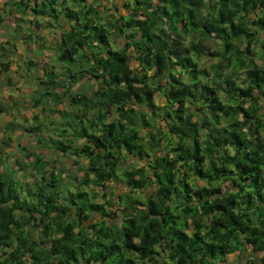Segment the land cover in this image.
<instances>
[{
  "label": "trees",
  "instance_id": "1",
  "mask_svg": "<svg viewBox=\"0 0 264 264\" xmlns=\"http://www.w3.org/2000/svg\"><path fill=\"white\" fill-rule=\"evenodd\" d=\"M7 20L59 29L68 66L36 76L32 105L61 114L69 96L72 131L51 142L83 175L67 186L22 144L8 168L0 149V264H264V0H7ZM8 43L0 76L26 80L36 62Z\"/></svg>",
  "mask_w": 264,
  "mask_h": 264
},
{
  "label": "rangeland",
  "instance_id": "2",
  "mask_svg": "<svg viewBox=\"0 0 264 264\" xmlns=\"http://www.w3.org/2000/svg\"><path fill=\"white\" fill-rule=\"evenodd\" d=\"M60 18L64 17L61 16ZM6 25L7 24L2 26V30H5L4 32L7 33V36H9V34L12 32L9 30L10 27ZM23 31L27 33L26 28H23ZM1 37L2 36L0 35V38ZM33 37L35 38V36ZM209 43L213 49L219 48L217 40H211ZM17 44L20 46L21 42ZM119 44H123V38H119ZM12 49H14V45L12 46ZM56 63H59L62 66H68L67 63L59 62L57 59H54V64H46L44 67H40V69L33 67L27 68L25 71L28 73L29 77L26 80L19 75V72L16 73L13 71L2 73L0 76V103L10 111V113H0V130L6 131L5 137L3 138L4 142L0 144V149L10 157L8 168L14 165L17 158L25 161L23 166L28 163V160H25L24 158V150L23 148L19 147V144H22L31 150H35L36 152L42 153L44 158L48 159L52 165H55L58 169L64 170L66 178L64 183H67V186H70L74 183L76 176L81 177L83 172L79 171L77 166L71 164V159H69V157L60 154V152H55L53 148L54 146H52L51 142L52 138H62L60 137L62 127L60 130L58 127L59 123L69 125L68 129L70 130V133L72 131L70 122L73 120L74 110L68 104L69 96L63 95L64 91L62 89L58 90L61 99L66 102L65 104H59L58 106L59 109L62 108V110H64L61 114H55L51 109H49L48 105L51 100L43 102L41 105H32L35 97L39 95V92H44L43 87L38 85L39 83L35 81L37 78L36 76L39 74L44 75V72L49 69H53L52 66ZM206 63L207 65L211 64V62ZM22 68L24 69V65H22ZM31 72L33 73V76H31ZM37 80L40 82L39 78H37ZM12 85H14V88ZM93 88L94 86L89 81H87L85 84L80 83L78 87L76 86L75 91L77 92L81 90L87 94H91L93 92ZM156 99L158 103L163 104L165 102L164 98H161L159 95L156 96ZM43 105L45 106L46 110L41 107ZM35 111H37L39 114L38 118L34 117ZM14 116L16 124H12ZM92 116L93 113L91 112L89 117L91 118ZM33 123L42 124V129L37 132H30L24 129L25 126L30 127ZM160 124L163 125L164 123L161 122ZM9 136L12 137V141L8 139ZM140 164L141 161L138 160L129 163V165L132 166H139ZM18 171L19 176L22 179H25L26 174L24 170L18 169ZM200 184L203 183L201 182ZM111 185L114 187H111V189L116 192L117 195L128 191V188L125 186L124 182L117 181L113 182ZM140 192L144 195H148L154 192V187H148L144 191ZM244 255L245 256L241 258L238 253H234L229 256L228 262L233 264L244 262L245 259L249 256H252L253 253H251L249 250H246Z\"/></svg>",
  "mask_w": 264,
  "mask_h": 264
},
{
  "label": "crops",
  "instance_id": "3",
  "mask_svg": "<svg viewBox=\"0 0 264 264\" xmlns=\"http://www.w3.org/2000/svg\"><path fill=\"white\" fill-rule=\"evenodd\" d=\"M6 1L7 0H0V6H3V4L6 3ZM7 8H9V6H7ZM17 21L7 20L0 23V35L2 36L0 38V51L6 53L7 55L13 56L12 52L14 51V49H12V44L8 42L9 41L15 42L16 45H18L17 43L21 42V45L19 47H16L17 53H19V55H17L18 59L19 58L25 59V57H28V59L34 60V62L36 63L32 67L36 69H40V67H44L46 64L49 65L54 64V59H56V50L54 49V47L56 46L57 43V37L59 31L58 27L57 26L40 27L37 25V23H34L33 25H30L28 27L27 25L24 26V24L20 25V22ZM60 21H61L60 25L61 23L66 22L65 18H62ZM5 24H7L6 26L10 27L9 30H11L10 32H12L9 34V36H7V33L4 32L5 30H2V26H4ZM23 28H26L27 35L32 33L33 34L32 37H28L24 33ZM33 36H35V38ZM25 37H27L28 39H26ZM52 67L59 73H61L64 70V66H62L59 63H56ZM9 71L18 73L14 68H11ZM9 71H5L4 73ZM31 76H33V73L31 74ZM62 80L65 81L66 78L62 77ZM87 81L88 80L78 81V83H76L74 86V92H76L75 91L76 86L78 87L80 83L85 84L87 83ZM12 87L14 88V85H12ZM80 91L81 90L77 92Z\"/></svg>",
  "mask_w": 264,
  "mask_h": 264
}]
</instances>
